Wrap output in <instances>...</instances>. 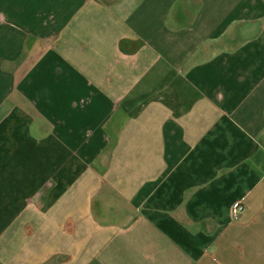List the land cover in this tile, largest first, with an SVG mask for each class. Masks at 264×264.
I'll list each match as a JSON object with an SVG mask.
<instances>
[{
  "label": "crops",
  "instance_id": "crops-1",
  "mask_svg": "<svg viewBox=\"0 0 264 264\" xmlns=\"http://www.w3.org/2000/svg\"><path fill=\"white\" fill-rule=\"evenodd\" d=\"M0 264H264V0H0Z\"/></svg>",
  "mask_w": 264,
  "mask_h": 264
},
{
  "label": "built area",
  "instance_id": "built-area-1",
  "mask_svg": "<svg viewBox=\"0 0 264 264\" xmlns=\"http://www.w3.org/2000/svg\"><path fill=\"white\" fill-rule=\"evenodd\" d=\"M246 209L247 207L244 201H236L235 203H233L230 210L231 218L233 220H238L241 215L245 213Z\"/></svg>",
  "mask_w": 264,
  "mask_h": 264
}]
</instances>
